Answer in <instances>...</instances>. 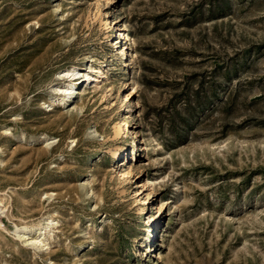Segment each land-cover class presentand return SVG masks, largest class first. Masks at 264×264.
<instances>
[{"label":"rangeland","instance_id":"1","mask_svg":"<svg viewBox=\"0 0 264 264\" xmlns=\"http://www.w3.org/2000/svg\"><path fill=\"white\" fill-rule=\"evenodd\" d=\"M0 200V264H264V0H0Z\"/></svg>","mask_w":264,"mask_h":264},{"label":"bare ground","instance_id":"2","mask_svg":"<svg viewBox=\"0 0 264 264\" xmlns=\"http://www.w3.org/2000/svg\"><path fill=\"white\" fill-rule=\"evenodd\" d=\"M103 25H110V22L107 21V19H104ZM113 25L114 24H112L111 26H113ZM118 35L119 34H117V36ZM121 49L122 48L120 47V50ZM120 52H122L121 54H124L123 50ZM92 70L95 72V75L94 76L92 75V78H91L92 81H94L93 83L98 84V81L102 82L104 80V77H105L104 71L100 67H93ZM83 77H84V79L89 77V75L87 74V66L84 68L83 67L80 68V66H71L67 69L60 71L57 74V79L60 80L61 82L55 83L52 86V91H53L55 96L50 99V104H48V106H63L64 107L67 104V102L70 100V98L78 92V89L81 86V85L78 86V84H79V82L81 83L83 81ZM127 98L128 97L125 96L124 99L127 100ZM122 123L126 128L127 127V121L122 120ZM114 129H115L114 131H115L116 135L121 132V128L119 127V125L116 126ZM119 151L120 150H117L113 153V158H116L120 155ZM127 173H128V169L127 170L121 169L119 172V176H121V178H123L126 176ZM2 205H3V203L0 200V210H1V208H3V207H1ZM56 223H57V221L50 220L49 222H47V224H44V225L43 224H40V225L36 224V225H32V226H21V227H18L15 225L14 226V232L16 234H20L21 232H28L27 235L34 233L30 239H25L23 241L30 240L29 243L31 245L37 246V248H39V247L43 248L45 245H47L45 233H50L52 228H53L52 225L56 224Z\"/></svg>","mask_w":264,"mask_h":264}]
</instances>
